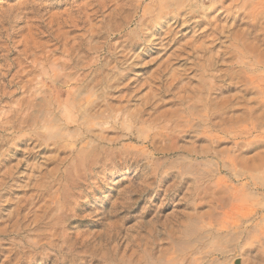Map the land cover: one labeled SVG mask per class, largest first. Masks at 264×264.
I'll use <instances>...</instances> for the list:
<instances>
[{
	"label": "rangeland",
	"instance_id": "obj_1",
	"mask_svg": "<svg viewBox=\"0 0 264 264\" xmlns=\"http://www.w3.org/2000/svg\"><path fill=\"white\" fill-rule=\"evenodd\" d=\"M161 1L0 0V264H264V0Z\"/></svg>",
	"mask_w": 264,
	"mask_h": 264
},
{
	"label": "bare ground",
	"instance_id": "obj_2",
	"mask_svg": "<svg viewBox=\"0 0 264 264\" xmlns=\"http://www.w3.org/2000/svg\"><path fill=\"white\" fill-rule=\"evenodd\" d=\"M178 2H179V0H163V1H161L160 3H159V6H158V12H156V14L155 15H159L160 13H161V11L162 10H164V9H168L170 6H174V5H177L178 4ZM163 15V14H162ZM157 18H156V16H154L153 15V17H152V21H155ZM9 72V71H8ZM5 74V73H4ZM8 74V73H7ZM13 80V79H12ZM89 89L88 88H85V87H82V89H80L78 92H76L77 94H75V97L71 100V101H69L70 102V106H72V107H77V104H78V101H79V99L82 97V95L84 94V93H86L87 91H88ZM102 92V91H101ZM103 92L102 93H100L99 95H98V97H96L95 98V100H91V101H89V99L87 100V103L82 107V108H79V114L77 115V118H78V121H79V118H84L85 116H87V115H94V113H96L97 112V110H96V104L98 103V99L99 98H101L102 96H103ZM72 97V96H71ZM65 109V108H64ZM68 109V108H67ZM61 111H59L60 113L62 112V110L63 109H60ZM109 110V109H108ZM74 111V110H73ZM58 112V113H59ZM68 112H69V110H68ZM72 112V111H71ZM77 112V111H76ZM57 114V113H56ZM68 115H69V113H67ZM113 114V113H112ZM121 114V113H120ZM58 115V114H57ZM61 115H62V113H61ZM76 114H74V116H75ZM125 115V114H124ZM69 118V117H68ZM73 118V117H72ZM105 118H107V117H105ZM76 119V118H75ZM91 119V118H90ZM69 120H71V119H69ZM68 120V121H69ZM111 120V119H110ZM60 121H61V119H60V117H54V119H53V123L54 124H57L58 125V127H57V130H56V132L58 131H60V129H62L63 127H61V123H60ZM67 121V122H68ZM112 121V120H111ZM73 122V121H72ZM71 122V123H72ZM77 122V121H76ZM65 123V122H64ZM78 123V122H77ZM108 123V121H107V119L105 120V121H102V122H98V121H96V122H93V123H90V124H85V126H84V130H85V132L87 133V134H89L90 135V137H92L93 139H98L100 136H101V129H102V125H104V124H107ZM112 123V122H111ZM79 126V125H78ZM80 127H82V126H80ZM57 134V133H56ZM103 134V133H102ZM47 137H48V134L46 135ZM46 136H45V138H46ZM50 137L49 138H52V136H51V134L49 135Z\"/></svg>",
	"mask_w": 264,
	"mask_h": 264
}]
</instances>
